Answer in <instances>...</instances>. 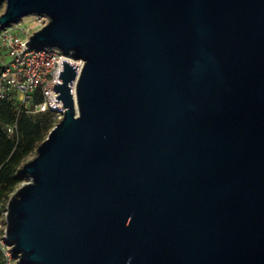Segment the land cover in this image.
Instances as JSON below:
<instances>
[{"label":"water","instance_id":"95a60500","mask_svg":"<svg viewBox=\"0 0 264 264\" xmlns=\"http://www.w3.org/2000/svg\"><path fill=\"white\" fill-rule=\"evenodd\" d=\"M0 5L85 62L6 207L21 263L264 264V0Z\"/></svg>","mask_w":264,"mask_h":264},{"label":"built area","instance_id":"2783aa9c","mask_svg":"<svg viewBox=\"0 0 264 264\" xmlns=\"http://www.w3.org/2000/svg\"><path fill=\"white\" fill-rule=\"evenodd\" d=\"M33 24L24 28L13 24L4 29L0 26V105L10 103L16 114L38 115L52 113L58 123L64 118L66 107L63 101L56 100L54 92L59 79L63 60L78 67L72 87L74 98L76 88L85 62L82 59L62 54L57 48L39 50L26 45L31 35L45 27L49 18L46 15H31ZM1 122V114H0ZM10 137L17 133V122L6 127ZM3 215H7L4 211ZM7 222V221H6ZM0 223V248L5 264H23L19 256L14 253L13 245L7 237V223Z\"/></svg>","mask_w":264,"mask_h":264},{"label":"trees","instance_id":"16d2710c","mask_svg":"<svg viewBox=\"0 0 264 264\" xmlns=\"http://www.w3.org/2000/svg\"><path fill=\"white\" fill-rule=\"evenodd\" d=\"M0 217L6 210L12 194L27 178L20 172L22 166L48 137L52 113L16 114L10 103L0 105ZM17 122V133L10 137L6 127ZM0 264H5L0 248Z\"/></svg>","mask_w":264,"mask_h":264},{"label":"rangeland","instance_id":"374dc122","mask_svg":"<svg viewBox=\"0 0 264 264\" xmlns=\"http://www.w3.org/2000/svg\"><path fill=\"white\" fill-rule=\"evenodd\" d=\"M4 9H5V6L4 5H0V15L4 12ZM33 21H34V19L31 16H27V17H25L24 19H22L20 22H18L16 24H19L21 27L28 28V27H30L33 24ZM57 124H58V121H56V119L53 117L51 119V123H50V125H51L50 126V132L55 128V126ZM35 154H36V151L29 157L28 161L32 160L35 157ZM26 178L27 179L24 182H22L21 185H23L24 183L29 182L30 179L28 177H26ZM5 222H6V216L2 214L1 217H0V223H2L4 225Z\"/></svg>","mask_w":264,"mask_h":264}]
</instances>
